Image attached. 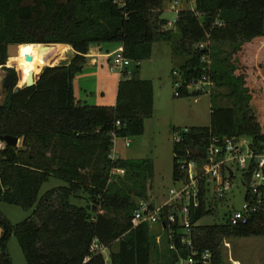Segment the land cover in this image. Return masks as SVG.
I'll use <instances>...</instances> for the list:
<instances>
[{
	"label": "trees",
	"instance_id": "obj_1",
	"mask_svg": "<svg viewBox=\"0 0 264 264\" xmlns=\"http://www.w3.org/2000/svg\"><path fill=\"white\" fill-rule=\"evenodd\" d=\"M165 1L0 0L4 59L9 45H67L75 52L69 63L46 67L33 87L11 91L0 104V137L21 141L20 147L0 151V202L33 209L17 225L0 210V252L7 264H13L7 249L13 235L28 264L177 263L169 241L158 245V231L148 224L132 229L138 203H155L153 162L111 159L114 137L142 136L154 115L153 82L139 75L156 43L171 44L174 58L182 59L172 73L180 98L201 96L188 87L207 76L217 89L229 90L212 98L237 99L234 108H212L208 127L173 129L181 138L173 146L174 181L182 177L181 161L205 162L214 138L250 137L264 145V112L261 116L255 109L259 95L252 84L257 78L253 53L264 40V0H194L195 9L178 11L170 29L162 17ZM99 46L122 47L123 57L133 62L121 77L113 107L82 103L74 91L90 50ZM114 169L124 173L113 176ZM51 177L68 186L39 198ZM73 199L85 204L75 205ZM211 213L203 190L191 216L192 237L201 253L212 252L213 264H223L227 240L264 237V207L237 226L228 214L221 223L201 225Z\"/></svg>",
	"mask_w": 264,
	"mask_h": 264
},
{
	"label": "rangeland",
	"instance_id": "obj_2",
	"mask_svg": "<svg viewBox=\"0 0 264 264\" xmlns=\"http://www.w3.org/2000/svg\"><path fill=\"white\" fill-rule=\"evenodd\" d=\"M175 2L178 4L175 5ZM175 5L176 9L173 10L171 6ZM163 19L168 21L167 29L173 28L177 19L178 11L181 9H195L194 0H167L163 4ZM264 41V40H263ZM263 41L259 42L256 50L253 53V62L257 68V75L252 84L260 86L264 84V53L261 51ZM66 46V45H64ZM105 47V46H104ZM57 56L49 60L50 66L54 67L67 63L70 60L72 53L64 52L61 48L57 47ZM264 50V49H263ZM70 52V51H69ZM10 58L8 64L16 71L19 77V87L23 88L26 80V75L22 73L19 65L15 59ZM107 64V63H106ZM104 64L98 69L103 78L109 77V67ZM182 64V59L174 58L172 46L169 43H156L153 49L151 60L143 62L140 69V78L144 80H152L155 93V110L151 119L146 120L144 127V134L139 137L130 139H116L112 155L120 156L122 160H151L154 165V179L153 189L151 191L153 200L156 204H161L169 197L171 188L176 187L177 183L173 179L174 169V154L173 146L175 142V135L173 129L185 130L191 127H208L210 126V117L212 108L227 107L234 108L236 104V97L228 99L226 96L220 98H211L207 94L201 96H189L187 98H180L175 96L176 87L173 83V71H178ZM11 67V68H12ZM45 69V68H43ZM42 69V70H43ZM44 71V70H43ZM41 75V74H40ZM0 77L2 74L0 73ZM108 78V84L105 89L106 97L102 99L98 96V89L96 88V81L93 79L89 83L95 84L96 97L85 95L84 87L81 83V77L75 79L74 91L78 100L88 105L96 106L109 105L112 102L114 93L111 91L112 85ZM261 78V79H259ZM38 78H36L37 81ZM261 80V81H260ZM104 86V85H103ZM228 93L226 88H216V92ZM223 93V94H224ZM258 97V96H257ZM0 104L3 103L4 98L0 92ZM262 102L256 103V111L262 116L263 109L259 106L264 105V93L261 94ZM262 107V106H261ZM130 141L131 146L127 147L126 142ZM5 144H0V148H5ZM21 146V141L18 147ZM117 151V153H116ZM117 175V174H114ZM113 175V176H114ZM67 182L51 177L49 181L45 182L39 192V198L47 192L60 188L67 187ZM245 190L242 188H235L231 203L226 200L225 202L215 203L212 213L205 216L201 221V225L218 224L226 219V215L230 210H238L242 208L244 200L243 196ZM75 205H84L85 201L72 200ZM0 210L2 214L12 223L17 225L25 221L33 213V209H25L21 206L0 202ZM2 230L0 229V236ZM222 248L223 264H264V237L253 238H233L227 240ZM8 254L13 264H28L25 259L24 253L19 245L18 239L15 235L11 237L7 245ZM103 255L109 259L107 250Z\"/></svg>",
	"mask_w": 264,
	"mask_h": 264
},
{
	"label": "built area",
	"instance_id": "obj_3",
	"mask_svg": "<svg viewBox=\"0 0 264 264\" xmlns=\"http://www.w3.org/2000/svg\"><path fill=\"white\" fill-rule=\"evenodd\" d=\"M178 3L175 2V5ZM175 5L171 6L173 10ZM123 48H119L109 65V71L119 74L130 70L133 62L122 55ZM213 82L204 76L199 82L188 87L191 93L209 94L213 88ZM175 96L179 97L175 84ZM120 123H117L119 125ZM188 132V129L182 130ZM175 141H180L178 132L174 133ZM119 139L114 137L115 140ZM126 146L130 147L131 142L127 141ZM113 161L118 160L111 155ZM179 169L182 177L176 180V187L169 191V197L160 205L151 202L140 201L138 209L131 220L132 229L143 224L157 228L156 241L163 246L165 240L169 241L168 246L177 256L176 264H213L211 251L201 253L194 245L192 237L191 216L194 208L201 205V193L205 192L208 209L213 210L215 203H231L232 193L235 188L245 190L243 206L238 210L228 211V219L233 226L245 224L254 214L264 207V145L260 146L250 137H233L219 139L214 138L208 150L207 157L203 164L196 162L181 161ZM123 170L114 169L112 175L123 174ZM165 209H170L167 216L163 215ZM166 238V239H165ZM180 240L181 248H178ZM226 247L227 243L224 244ZM94 249H99L95 245ZM106 249H102L103 253ZM182 250L187 255H182Z\"/></svg>",
	"mask_w": 264,
	"mask_h": 264
},
{
	"label": "crops",
	"instance_id": "obj_4",
	"mask_svg": "<svg viewBox=\"0 0 264 264\" xmlns=\"http://www.w3.org/2000/svg\"><path fill=\"white\" fill-rule=\"evenodd\" d=\"M67 46V45H66ZM70 48V53H72L73 55L71 56L70 60L74 57L75 55V52L74 50L70 47V46H67ZM261 51L264 53V41L261 45ZM118 49L115 48V47H110V46H99V47H93L91 50H90V54L88 55V64L85 66L84 68V71L83 73H81L80 75H78L76 78L78 77H81V83L84 87V94L85 95H91L92 97H96V93H95V84L94 83H89L91 79H93L94 81H96L97 85H96V88L99 87L98 89V96L97 97H101L102 99H104L106 97V93H105V89L107 87L106 84H108V78L109 77H106L103 78L104 76H101L100 72L99 71V67L101 66H104V64L106 65H110L112 63V60L114 58V55L116 53ZM70 60L67 61V63L70 62ZM108 65V67H109ZM109 70V69H108ZM109 73V76L111 79L110 80V84L112 85L111 88V91L114 93V96H113V99H112V102L111 104L109 105H100L101 103H99V105H96V106H110V107H113L116 105V101H117V90H118V85H119V82L121 80V76L119 74H113L111 73L110 71L108 72ZM141 74V73H140ZM140 76V75H139ZM261 79V78H259ZM152 81V80H151ZM261 81V80H260ZM75 83V82H74ZM104 85V86H103ZM213 88L211 90V92L207 95H209L210 97L216 92V86H215V83L213 82ZM260 86H254L253 87L255 88V90L257 91L258 95H259V104L260 102H262V99H261V94L264 93V84H259ZM212 98V97H211ZM81 101V100H79ZM83 103V102H82ZM154 105H155V93H154ZM262 106V107H261ZM259 106V108H262L263 109V112H264V105H261ZM117 153V151H116ZM116 157L118 159H121L120 156L117 154ZM156 231H158L157 228H154Z\"/></svg>",
	"mask_w": 264,
	"mask_h": 264
},
{
	"label": "bare ground",
	"instance_id": "obj_5",
	"mask_svg": "<svg viewBox=\"0 0 264 264\" xmlns=\"http://www.w3.org/2000/svg\"><path fill=\"white\" fill-rule=\"evenodd\" d=\"M57 47H63L61 49L64 52L70 49L67 46L53 45L48 50H42L41 45H21L17 50V55L14 56L13 59H15V62L19 65L22 73L26 75V78L31 71H33L36 78H38L43 72V68L50 66L49 60L57 56ZM28 58L31 59L29 60Z\"/></svg>",
	"mask_w": 264,
	"mask_h": 264
},
{
	"label": "flooded vegetation",
	"instance_id": "obj_6",
	"mask_svg": "<svg viewBox=\"0 0 264 264\" xmlns=\"http://www.w3.org/2000/svg\"><path fill=\"white\" fill-rule=\"evenodd\" d=\"M6 54H7V58L4 59V54L0 53V73L2 74V77H0V92L3 95L4 100L9 95V93H11V91L15 93L16 89H19L20 91L26 88V80L24 83V87L20 88L19 87L20 81H19V77L17 73H14L11 71L13 67L11 68V66L8 64V61L10 60V57L8 56V48L6 50ZM9 78H10V81H9ZM4 149L5 148H0V151H3Z\"/></svg>",
	"mask_w": 264,
	"mask_h": 264
},
{
	"label": "water",
	"instance_id": "obj_7",
	"mask_svg": "<svg viewBox=\"0 0 264 264\" xmlns=\"http://www.w3.org/2000/svg\"><path fill=\"white\" fill-rule=\"evenodd\" d=\"M42 50H48L51 46L50 44H43ZM20 47V45H9L8 48V56L10 58L14 57L17 55V50ZM29 60L31 58H28ZM10 81V78H9ZM36 84V75L33 71H31L26 78V88H31ZM19 89L15 90V93H18ZM0 142L5 144L6 146H13V147H18L20 144V139L11 137V136H5V137H0ZM0 264H7L6 258L2 252H0Z\"/></svg>",
	"mask_w": 264,
	"mask_h": 264
}]
</instances>
